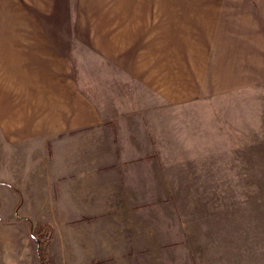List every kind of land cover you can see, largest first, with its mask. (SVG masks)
<instances>
[{
    "label": "rangeland",
    "instance_id": "1",
    "mask_svg": "<svg viewBox=\"0 0 264 264\" xmlns=\"http://www.w3.org/2000/svg\"><path fill=\"white\" fill-rule=\"evenodd\" d=\"M254 5L264 14V0H0V236L20 237V254L28 237L44 247L50 236L19 211L38 204L30 168L15 158L37 147L17 140L25 76H51L64 60L115 138L158 158L145 180L172 189L162 197L193 231L195 254L264 252V83L225 90L216 81L223 56L232 64L247 48L233 30L249 26ZM26 27L56 33H17ZM188 91L191 99H168ZM2 240L0 264H17Z\"/></svg>",
    "mask_w": 264,
    "mask_h": 264
},
{
    "label": "crops",
    "instance_id": "2",
    "mask_svg": "<svg viewBox=\"0 0 264 264\" xmlns=\"http://www.w3.org/2000/svg\"><path fill=\"white\" fill-rule=\"evenodd\" d=\"M248 14L249 26L241 29L235 25L233 30L234 35L247 37V48L240 45L232 64H227L232 54L226 49L225 61L216 71V81L224 84L225 90L233 84L235 89H247L264 83V47H258V38L262 35V40L264 36L263 22L259 21L264 14L258 13L255 5ZM28 29L17 33H56L47 27L38 32ZM61 61V69L51 76H25L26 126L17 133V140L31 141L37 147L28 148L26 156H16L15 161H25L30 168L31 191L35 189L38 205L35 212L30 207L23 209V204L19 211L25 220L50 228L44 263L40 258L41 240L34 236L22 238L27 244L22 246V251L29 254L27 261L264 264V252L258 254L256 248H251L249 254H195L193 231L179 222L175 205L162 197L173 194L172 189L154 186L151 180L148 185L145 180L146 173L155 179L158 158L146 159L135 149L140 147L136 140H117L98 104L81 90L69 65ZM173 71L170 76L177 77V71ZM206 73L211 74V69ZM178 97L191 99L192 91L169 95L168 99ZM128 143L133 150L125 148ZM26 166H17V171L20 173ZM6 239L0 236L6 244L5 254H15L17 264H23L26 254L19 251L21 238L12 235L9 244Z\"/></svg>",
    "mask_w": 264,
    "mask_h": 264
},
{
    "label": "trees",
    "instance_id": "3",
    "mask_svg": "<svg viewBox=\"0 0 264 264\" xmlns=\"http://www.w3.org/2000/svg\"><path fill=\"white\" fill-rule=\"evenodd\" d=\"M45 249H46V245L43 248H41L40 258H41L42 263H44V261H45V254H43V253H45Z\"/></svg>",
    "mask_w": 264,
    "mask_h": 264
}]
</instances>
